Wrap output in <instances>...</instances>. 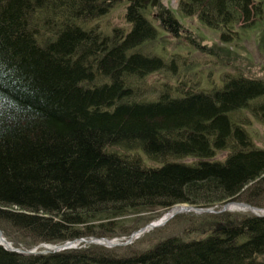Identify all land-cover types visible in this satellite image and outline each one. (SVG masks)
<instances>
[{
    "label": "trees",
    "instance_id": "trees-1",
    "mask_svg": "<svg viewBox=\"0 0 264 264\" xmlns=\"http://www.w3.org/2000/svg\"><path fill=\"white\" fill-rule=\"evenodd\" d=\"M118 1L0 0V233L23 252L129 236L121 218L152 209L264 208V148L236 118L249 110L264 123V79L166 80L151 96L146 80L180 64L145 45L159 27L181 37L184 26L162 0H128L129 27L107 33L99 20ZM180 11L230 42L264 20V0H180ZM220 216L202 236L127 255L84 242L34 254L0 244V264H264V216Z\"/></svg>",
    "mask_w": 264,
    "mask_h": 264
},
{
    "label": "rangeland",
    "instance_id": "rangeland-1",
    "mask_svg": "<svg viewBox=\"0 0 264 264\" xmlns=\"http://www.w3.org/2000/svg\"><path fill=\"white\" fill-rule=\"evenodd\" d=\"M162 1L166 7L175 13L183 24L185 31L181 37H176L166 33L159 27V38L155 42L145 45L144 49L147 52L162 55L168 60L173 58L172 56H175L180 64L176 75H172L170 72H160L151 75L146 80V85L151 89V96L156 95L161 84L166 80L170 81L173 85H178L179 82L185 81L190 86L196 84V86L201 88H213L221 86L224 76L228 73H240L251 78L264 79V20L258 22L252 28L244 30L237 28L240 32L239 38L230 42H223L221 30L207 27L197 16H184L180 11V0ZM127 5L128 0H119L110 13L99 20L100 25L107 30V33H112L114 27H129L125 17ZM154 13V9L149 10V17L153 19ZM154 22L158 26L157 21ZM189 36L197 40L200 46L195 45L193 41L191 42ZM236 118L238 122L245 124L255 145L264 148V123L249 110L240 111ZM227 154L228 151H220L214 159L224 160ZM184 160L187 162L193 161L192 158ZM150 164L155 163L150 162ZM240 203L256 207L246 202L233 201L211 208H199L191 205L190 207L188 204H184L166 211L152 209L143 213L127 214L121 218L124 230L130 231L129 236L115 238L95 237L93 239H105L114 242L112 243L114 246L111 247L106 242L98 244L107 248L120 249L123 254L127 255L143 252L154 247L161 239L171 235L190 238L202 236L204 235L203 231L211 228V224L217 226L216 223H212L215 222L213 216H220L222 214L233 216L254 214L264 216V213H261V211L252 210L248 206H234ZM183 206L188 207L186 212H180L173 218L159 223L173 209ZM260 209L264 210L262 207ZM152 223L154 225L143 230ZM139 231L143 232V234L138 239L131 241L134 234ZM5 240L9 243L5 247L17 249L9 239L6 238ZM91 240L92 238L86 241L80 240L76 247H79L83 242L94 244L91 243ZM34 248L37 249V252L53 251V247H49L48 244H40Z\"/></svg>",
    "mask_w": 264,
    "mask_h": 264
},
{
    "label": "bare ground",
    "instance_id": "bare-ground-1",
    "mask_svg": "<svg viewBox=\"0 0 264 264\" xmlns=\"http://www.w3.org/2000/svg\"><path fill=\"white\" fill-rule=\"evenodd\" d=\"M231 206H233V205H231ZM234 206H248L249 208H251L252 210H259V211H261V213H264V210H262V209H260V208H257V207H252V206H249V205H247V204H242V203H240V204H235ZM191 207V206H190ZM186 210H188V207H185V206H183V207H177L176 209H173L172 211H171V213L169 212V214H166L163 218H162V220L159 222V223H161V222H164V221H166V220H169V219H171V218H173L176 214L178 215L180 212H186ZM256 212V211H255ZM254 212V213H255ZM263 215V214H262ZM152 225H154V223H152L151 225H149V226H147L145 229H143V230H146V229H148L150 226H152ZM142 231V230H141ZM141 231H139V232H137V233H135L134 234V236L131 238V241H134V240H136V239H138L140 236H141V234H143V232H141ZM1 235H0V244L1 245H3L4 247H5V245H8L9 243L7 242V240H5L6 238H4V236H3V234L2 233H0ZM80 240H78V241H74V242H67L66 244H64L63 246H62V248H61V250L60 251H62V250H65V249H73V248H77L76 246L78 245V242H79ZM81 241H86L85 239H82ZM93 241H96V242H93ZM104 242H106L107 244H108V246L110 245V247L111 246H114V244H112V243H114V242H110V241H108V240H105V239H103V240H98V239H92L91 240V243H94V244H97V245H99L98 243H104ZM8 243V244H7ZM11 245V244H10ZM42 245H44V244H42ZM6 249H8L7 247H5ZM12 249H8V250H10V251H15V252H20V253H28L29 251H31V253H28V254H34V253H40V252H37V249H35V248H32L33 250H29V251H26V252H23L21 249H13V247H11Z\"/></svg>",
    "mask_w": 264,
    "mask_h": 264
},
{
    "label": "water",
    "instance_id": "water-1",
    "mask_svg": "<svg viewBox=\"0 0 264 264\" xmlns=\"http://www.w3.org/2000/svg\"><path fill=\"white\" fill-rule=\"evenodd\" d=\"M28 253H31V251H29Z\"/></svg>",
    "mask_w": 264,
    "mask_h": 264
}]
</instances>
